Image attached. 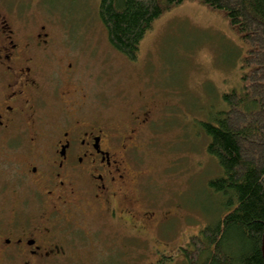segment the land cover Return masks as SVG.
Listing matches in <instances>:
<instances>
[{
	"label": "flooded vegetation",
	"instance_id": "1",
	"mask_svg": "<svg viewBox=\"0 0 264 264\" xmlns=\"http://www.w3.org/2000/svg\"><path fill=\"white\" fill-rule=\"evenodd\" d=\"M9 13L0 6V264H109L131 245L138 257L144 229L172 215L142 199L152 101L111 119L77 52L44 19Z\"/></svg>",
	"mask_w": 264,
	"mask_h": 264
},
{
	"label": "rangeland",
	"instance_id": "2",
	"mask_svg": "<svg viewBox=\"0 0 264 264\" xmlns=\"http://www.w3.org/2000/svg\"><path fill=\"white\" fill-rule=\"evenodd\" d=\"M0 1L9 14L44 19L59 44L77 52L83 77L111 119L138 107L141 97L152 101L151 127L136 152L144 171L142 199L155 216L163 210L172 215L144 229L138 257L131 245L132 258L120 260L116 250L109 264H188L190 236L224 213L223 199L208 186L221 168L206 150L202 122L227 107L222 94L241 87L244 71L247 47L223 11L197 0L167 9L129 59L110 45L97 14L99 0ZM4 179L0 171V183Z\"/></svg>",
	"mask_w": 264,
	"mask_h": 264
},
{
	"label": "trees",
	"instance_id": "3",
	"mask_svg": "<svg viewBox=\"0 0 264 264\" xmlns=\"http://www.w3.org/2000/svg\"><path fill=\"white\" fill-rule=\"evenodd\" d=\"M185 0H99L110 45L135 59L153 22ZM222 10L245 43L241 87L222 94L227 107L202 122L207 152L221 168L208 180L224 212L190 236L188 264H264V0H197Z\"/></svg>",
	"mask_w": 264,
	"mask_h": 264
},
{
	"label": "water",
	"instance_id": "4",
	"mask_svg": "<svg viewBox=\"0 0 264 264\" xmlns=\"http://www.w3.org/2000/svg\"><path fill=\"white\" fill-rule=\"evenodd\" d=\"M262 254L264 258V233H263V240H262Z\"/></svg>",
	"mask_w": 264,
	"mask_h": 264
}]
</instances>
